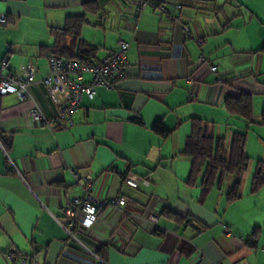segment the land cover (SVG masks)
Segmentation results:
<instances>
[{"label": "crops", "instance_id": "crops-1", "mask_svg": "<svg viewBox=\"0 0 264 264\" xmlns=\"http://www.w3.org/2000/svg\"><path fill=\"white\" fill-rule=\"evenodd\" d=\"M139 1L0 0V70L4 58L6 73L35 70L27 100L0 95V264H20L9 251L29 264H264V186L250 191L264 161V0ZM83 13L80 37L96 47L93 61L125 41L127 64L112 88L83 97L71 126L49 129L29 111L58 114L42 82L50 29ZM240 93L251 96L250 123L224 108ZM192 117L227 143L246 134L238 199L226 201L232 178L203 201L199 185L186 183L190 160L181 151ZM158 120L171 129L165 139L151 129ZM87 177L95 198L125 204H108L91 228L69 233L63 209L85 194ZM141 210L157 215L156 231L134 218Z\"/></svg>", "mask_w": 264, "mask_h": 264}, {"label": "built area", "instance_id": "built-area-1", "mask_svg": "<svg viewBox=\"0 0 264 264\" xmlns=\"http://www.w3.org/2000/svg\"><path fill=\"white\" fill-rule=\"evenodd\" d=\"M145 3H147L146 0H140L139 7H143ZM177 8H180V6H177ZM159 10L163 14L169 13V9L165 5H160ZM0 23H5L4 16H0ZM181 30L183 33H187L186 27H182ZM128 47L127 42L120 41L115 50L107 52L99 60L86 63L56 56L49 57L47 59L49 74L42 79V82L46 87L49 98L56 106L58 114L55 118L47 117L40 108H34L29 111L30 117L49 129H54L55 122H65L71 126L73 123L72 116L79 108L84 96L90 99L93 98L97 86L110 89L113 87L115 80L123 76V70L127 64ZM198 61L208 65L210 71H216L217 67L209 64L203 54L198 56ZM6 68L7 61L3 59L0 70V95L14 94L20 102H24L29 96L30 85L35 82L34 68L31 64H27L22 68L21 73L17 75L4 72L3 70ZM85 75H89L88 80L85 79ZM84 180L87 185L85 194L69 201L63 209L69 233L73 230L85 231L91 228L101 213L100 209L109 204L106 200L95 198L88 187L90 179L87 177ZM124 181L131 187H136L138 184L134 176L127 175ZM124 204L125 199L123 197L117 198L113 202L115 207H121ZM109 205L113 206L112 204ZM141 211L134 214V218L151 227H157V215L150 211ZM7 254L10 257L14 256L13 251H9ZM18 260L20 264H26L27 262V258L23 256L18 257ZM31 264H37L35 257L31 259Z\"/></svg>", "mask_w": 264, "mask_h": 264}, {"label": "trees", "instance_id": "trees-1", "mask_svg": "<svg viewBox=\"0 0 264 264\" xmlns=\"http://www.w3.org/2000/svg\"><path fill=\"white\" fill-rule=\"evenodd\" d=\"M86 10L96 13V5L87 3ZM88 23L86 14L67 16L62 27H53L50 33L54 38L53 45L49 46L51 56L65 59L79 60L80 62L93 61L96 47L81 39V29ZM71 42L69 45L68 42ZM7 61V58H4ZM225 110L246 123L253 121L251 96L240 93L236 97H226ZM191 130L186 137L181 154L190 160V170L186 183L189 186L196 184L200 187L199 200L203 201L207 194L215 187L221 188L227 178H232L231 185L226 192V201L232 202L241 195L240 185L243 174L247 170L249 157L245 152L246 134L233 132L229 142L222 136H216L212 125L198 117L190 119ZM261 122L264 123V110ZM151 129L163 139L171 133V129L156 121ZM258 171L254 174L250 191L256 192L264 186V161H258ZM156 231L155 227H152ZM20 257L14 252V256Z\"/></svg>", "mask_w": 264, "mask_h": 264}, {"label": "rangeland", "instance_id": "rangeland-1", "mask_svg": "<svg viewBox=\"0 0 264 264\" xmlns=\"http://www.w3.org/2000/svg\"><path fill=\"white\" fill-rule=\"evenodd\" d=\"M226 181H227V180H225V181H224V183H223V185H222V186H224V187H225V182H226ZM28 262H29V261H27V264H29Z\"/></svg>", "mask_w": 264, "mask_h": 264}]
</instances>
